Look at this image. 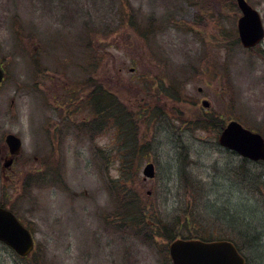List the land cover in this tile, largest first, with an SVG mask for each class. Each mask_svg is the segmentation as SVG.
<instances>
[{"label": "rangeland", "instance_id": "rangeland-1", "mask_svg": "<svg viewBox=\"0 0 264 264\" xmlns=\"http://www.w3.org/2000/svg\"><path fill=\"white\" fill-rule=\"evenodd\" d=\"M239 17L234 0H0V204L36 251L0 244V264H170L162 236L186 210L264 264V179L240 184L217 144L230 120L264 127V41L245 50ZM7 134L21 151L4 173Z\"/></svg>", "mask_w": 264, "mask_h": 264}, {"label": "water", "instance_id": "water-1", "mask_svg": "<svg viewBox=\"0 0 264 264\" xmlns=\"http://www.w3.org/2000/svg\"><path fill=\"white\" fill-rule=\"evenodd\" d=\"M241 16L237 21L238 38L243 48L250 49L264 38V27L259 13L246 0H235ZM3 73L0 68V82ZM207 108L208 103L203 102ZM5 143L12 156L18 155L21 149L20 139L8 134ZM221 147L235 152L238 156L251 161L264 163V128L262 134L254 133L237 121H230L218 137ZM11 160L4 163V168L11 165ZM144 179L154 177V166H144ZM0 242L9 247L20 257L28 256L33 250V237L16 217L0 207ZM172 264H245L234 245L229 241L203 242L200 240L176 239L169 246Z\"/></svg>", "mask_w": 264, "mask_h": 264}, {"label": "trees", "instance_id": "trees-1", "mask_svg": "<svg viewBox=\"0 0 264 264\" xmlns=\"http://www.w3.org/2000/svg\"><path fill=\"white\" fill-rule=\"evenodd\" d=\"M136 29H138L137 22H136ZM148 30L149 29L146 28V33L148 32ZM100 95H101L100 98H102V97L103 98L104 97H108L110 100L113 101V99H111L109 96H107V95H105L103 93L100 94ZM94 101L97 102V98L96 97H94ZM110 104L114 105V103H110ZM95 106L97 108V111L96 112L99 113V116H101L102 119L105 118V116H104V107L103 106L99 107V103L98 102H97V104ZM241 163H242L241 165H239V166L236 167L237 170L234 172V176H235V178H237L236 180L240 184L248 185V186H253V187H256V188H259L260 189V186H261V184L263 182L262 179H264V177L257 176V175H252V174H250L247 171L241 170L244 167V164L247 165V162L245 160H241ZM231 171H229L228 174H230ZM120 206L123 207L126 212L129 209V207L127 205L120 204ZM131 209L134 210L135 208H131ZM210 209H211L210 212L208 210L209 213L215 214L217 217L219 216V213H220L221 209H219V210L217 209L218 210L217 213H216V211H215L214 208H210ZM242 210H245V209L242 208ZM186 211H187V213L182 217V219L180 221L179 220H178V222L177 221H174V223L170 225V227L172 226V228L170 230V233H169V230L166 229V231H168L167 233H169V234H165L162 237H164L168 241H172L176 237H181V238H199V239H210V240L211 239L212 240L213 239H225V238H221L219 235L217 237H214V238H211V237L203 238V236L201 235V233L198 232V231H200L199 230L200 229V224L198 223V218L196 217L195 212H193L191 210H186ZM246 216L247 215L245 213L241 215L242 218H244ZM227 218H229V217H227L225 214L222 213V219L223 220H226ZM231 222H232V220H231ZM236 222H237V220L234 223H236ZM232 225H233V223H232ZM231 230L232 231H235V230H240V229L236 228L234 230V226H232V229ZM243 233L246 234L245 231H243ZM243 233H242V235H243ZM35 254H36V251H35V247H34V250L31 252L30 255H28L26 258H19L18 257V259L19 260H23V261H29V260L33 259L32 257H34Z\"/></svg>", "mask_w": 264, "mask_h": 264}, {"label": "flooded vegetation", "instance_id": "flooded-vegetation-1", "mask_svg": "<svg viewBox=\"0 0 264 264\" xmlns=\"http://www.w3.org/2000/svg\"><path fill=\"white\" fill-rule=\"evenodd\" d=\"M1 67H2V65H1ZM2 69H3V73H4V78H5V74H6V72H5V70H4V68L2 67ZM1 86V85H0ZM62 111H64V110H62ZM206 113V112H205ZM16 157L17 156H12L10 153H9V150H8V155L5 157V160H7V161H9V160H11L12 162H11V165H10V167L13 165V163H14V161H15V159H16ZM9 167V168H10ZM8 168V169H9ZM7 169H5V170H3V172L5 173V171H6ZM1 206H3L2 204H0ZM4 207V206H3ZM8 209V208H7ZM8 210H10L17 218H18V216L11 210V209H8ZM18 220L21 222V220L18 218ZM22 223V222H21ZM202 241H213V240H205V239H201ZM216 241V240H215Z\"/></svg>", "mask_w": 264, "mask_h": 264}]
</instances>
